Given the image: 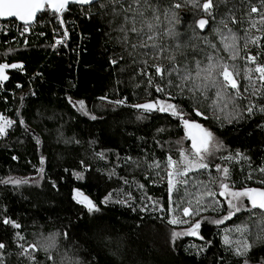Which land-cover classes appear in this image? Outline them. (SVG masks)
Returning a JSON list of instances; mask_svg holds the SVG:
<instances>
[{"label": "trees", "instance_id": "1", "mask_svg": "<svg viewBox=\"0 0 264 264\" xmlns=\"http://www.w3.org/2000/svg\"><path fill=\"white\" fill-rule=\"evenodd\" d=\"M155 2L163 10L173 0ZM107 3L108 0H99L84 8L87 17L77 16L83 41L76 68L71 66L70 46L61 48L58 54L50 53L49 34L37 40H12L10 35L0 34V63L22 65L8 69V78L0 81V116L15 121L6 134L0 135V181L9 178L22 181L0 183V243L6 246L0 253L4 264H240L241 258L232 254L224 237L229 236L233 247L245 237L253 243L260 231L257 225L264 227V217L260 210H241L222 224L213 223L230 209L219 195L222 190L219 184L209 181L223 179V174L215 168L220 165L229 168L230 179L226 182L233 191L264 188L260 183L264 174L259 172L264 167V114L244 113L243 119L228 123L225 115L231 107L225 113L214 112L210 107L214 98L211 91L208 100L200 97L201 103H194L187 91L179 94L175 87L167 88L164 93L156 92L154 86L148 85L147 77L140 74L144 65L139 61L148 59L149 65L160 63L169 67L168 60L163 56L153 60L137 55V63H133L134 58L114 39L118 33L112 28L119 21L110 26L112 16L104 15L111 6L107 9L99 6ZM252 4L261 6L260 0H229L226 6L214 11L215 19L190 5L177 10L180 22L175 29L180 35L175 39L161 38L160 43L169 49L164 56L174 53L180 67L204 60L208 53H213L202 39L207 37L217 46L215 54L227 60L231 53L224 50L221 37L213 30L223 27L219 21L231 9L240 22H229L228 28L245 39L237 42V59L228 63H235L243 72L246 67H252L246 61L249 55L264 62V39L259 46L248 43L244 47L246 39L264 37V30L250 27ZM201 18L209 20L203 34L196 26ZM251 19L258 21L260 17L252 13ZM166 26L164 21L161 29ZM223 31L226 34L228 29ZM145 51L148 50L138 49L139 53ZM121 56L124 58L120 59ZM112 59L118 63L113 65ZM147 71L154 74L155 70L148 67ZM35 72L40 77L33 78ZM171 79L173 84L178 82L175 75ZM167 82L168 78L154 77L155 84L164 86ZM246 84L241 76L242 91ZM69 97L73 101L83 100L85 111L73 107ZM261 99L253 97L257 104ZM118 100L125 102L114 103ZM150 100L179 105L184 119L211 131L224 145V152L214 156L216 164L211 163L208 170L191 173L188 186H178L179 193L172 197L173 211H169L167 185V161L173 154L169 146L194 128H186L182 120L168 112L148 113L131 107ZM247 103V99L239 101L241 108ZM194 108L202 111L203 116L196 115ZM237 151L248 159H224L235 156ZM99 153L104 154L103 158ZM154 163L160 166L149 167ZM249 174L252 179H248ZM193 181H203L217 195L204 196L206 210L202 208L199 215L185 217L182 209L188 204L183 203L179 208L175 204L182 198L193 199L196 207L194 198H199L204 190L200 185L193 186ZM74 190L87 195L99 211L90 213L85 205L75 202ZM185 190L194 196L184 197ZM109 193L111 199L103 202ZM152 201L159 203L153 205ZM244 205H249L247 198ZM4 217L21 227L3 224ZM177 217L187 223H169ZM197 221L201 223L198 235H188L187 230ZM243 225L248 226L244 236L230 231ZM16 233L24 239H18ZM173 233L180 235L173 237ZM49 238L55 242V247L49 250L53 259H48L49 252L29 248ZM20 245L28 249V254H21ZM249 260L250 264H264V243L254 244Z\"/></svg>", "mask_w": 264, "mask_h": 264}, {"label": "snow or ice", "instance_id": "2", "mask_svg": "<svg viewBox=\"0 0 264 264\" xmlns=\"http://www.w3.org/2000/svg\"><path fill=\"white\" fill-rule=\"evenodd\" d=\"M97 0H0V18H17L24 25V32L28 31V26L36 21L38 14L41 12H47L49 10L56 14V18L63 27L65 21L63 19V13L69 10L70 4L78 5H94ZM229 0H173V3L166 8L161 10L160 6L155 2V0H108L107 4H100V8L107 9L111 6L110 12H105L104 15H111L112 20L109 21L111 26L114 21H119L112 31L118 33L114 38L117 43L121 44L124 51L127 52L128 56L133 57V63H137L135 57L148 56L150 59L159 60L163 56L168 60L169 67H166L160 63H152L149 65L148 59L140 60L139 63L144 65L140 70V74L147 77V83L149 86H154L156 92L164 93L167 88L175 87L179 90V94H183L187 91L194 103H201L200 97L204 100H208L210 97L208 93L211 91L214 93V98H212V103L210 107L214 112L225 113L226 110L231 107L230 112H226L225 118L228 123H232L233 119L239 120L243 119V114L247 113L249 116L255 115L257 112L264 114V63L258 62V57L255 55H249L246 57L248 64L252 67H246L243 72L235 63H228V60L235 61L238 56L237 42L240 39H245V37H239L232 29L228 28V23L237 24L240 21L237 20L235 13L228 9V14L219 21V24L223 27H217L213 31L221 37V41L224 44V50L229 51L231 55L227 60L223 56L215 54L217 46L208 40L207 37L202 39L208 45V47L213 49V53H208L204 60H195L194 64L186 63L183 67H180L177 63L176 55L169 54L164 56L166 52L169 51L160 40L163 36L169 38L179 37V33L176 31L175 26L180 22L178 11L185 6H191L193 8L199 9L207 17L215 19L214 11L218 10L221 5H227ZM261 6L258 8L255 4H252L249 11V24L251 28H256L257 31L264 30V0H260ZM50 5V9L46 7ZM257 13L260 19H251V14ZM163 17V20L161 19ZM167 21V26L161 29V24ZM209 20L206 18H201L196 21V26L203 30L206 25H208ZM260 25L257 28V25ZM223 29H228L225 34ZM246 36L248 30H245ZM23 35V33H21ZM135 37V41H133ZM199 38V37H198ZM69 39V33L67 28H64L63 36L56 39L55 45L65 44ZM261 39L264 37L248 38L245 41V49L248 47V43L256 44L259 46ZM54 45V46H55ZM180 48V44H176V49ZM131 49V50H129ZM138 49H145L148 51L139 53ZM151 52V55H150ZM124 57L121 56L120 59ZM111 63L116 65L118 60L112 59ZM148 67L153 68L154 74L147 71ZM8 68H22L20 64H8L0 63V81L6 80L8 77L5 75V69ZM175 75L177 83L173 84L171 77ZM160 77L161 80L168 78L166 85L161 86L160 84L154 83V77ZM241 76L243 80L247 81V84L243 86V91L241 90ZM139 85H137L138 87ZM248 94V95H245ZM170 95V93H169ZM253 97H261V102L259 104L253 101ZM174 98V97H171ZM247 99L248 103L245 108H241L239 105L240 100ZM125 101L118 100L114 103L123 104ZM69 103L73 106H79L81 111H85V103L83 100L73 101L69 97ZM133 107L137 109H142L145 112L159 111L168 112L173 117L183 121L186 128H194L199 130V136H191L192 139V149L194 150L191 154V158L185 156V153L181 151V159L179 161L173 160L171 156L168 157L167 161V184L169 192V211H173V194L179 193V185L188 186L189 182L192 181L190 173L198 172L200 170H208L209 163L205 160L209 156H213L215 152L220 151L224 145L222 141L215 138L214 134L207 129H203L201 125L194 124L191 121L184 119V113L180 109L179 105L168 103L166 101L157 100L155 102H148L144 104H136ZM196 115L203 116V112L197 108H194ZM85 114H87L85 112ZM96 119L95 116L91 117ZM141 117H138V119ZM205 119L208 117L204 116ZM220 119V116H216ZM0 135L6 134L5 128L11 127L15 121L8 120L3 116H0ZM20 123L23 124L24 121L21 119ZM262 126V125H258ZM37 138V143H39ZM79 143V141H77ZM103 158V153L98 154ZM237 158L248 159L242 152L237 151L235 156L224 157L227 160H233ZM130 159V158H129ZM41 164L44 163L43 158H41ZM83 163V161L81 162ZM159 163H154L149 165V167H159ZM218 172L223 174V179L213 178L209 181L210 184H219V188L222 189L219 192L220 196L230 197L228 199V208L230 211L226 216L221 219H216L212 221L213 223L219 225L225 220H230L236 213L241 210L252 211L254 209H260V214L264 217V188H246L243 190L233 191L226 181L230 179V170L227 167H221L220 165H215ZM43 171V169H41ZM259 172L264 174V167L259 168ZM78 178H82L77 174ZM248 179H252L251 174H249ZM15 183L20 184L22 181L8 180L0 181V183ZM127 183V181H125ZM260 183L264 184V180ZM200 185L204 190L200 192L199 198H194L196 207H193V199H181L179 203L175 204V208H179L181 204L187 203V207H183V216H196L200 214L202 208H205L203 197H215L216 192L212 191L203 181H193V186ZM143 188V185H140ZM111 193H109L103 202H107L111 199ZM194 194L185 190L184 197H193ZM130 197V194H129ZM246 197L249 205L245 206L241 198ZM78 203L84 204L88 211L94 212L99 211L96 204L90 200L87 196L77 190L76 196ZM151 201V197H148ZM124 203V201H119ZM153 205H158V201H152ZM215 204H219V201H214ZM147 206H145L146 209ZM142 209V210H145ZM163 210V209H161ZM2 223L5 225H11L14 228H20L21 225L13 221L8 217H4ZM171 224H181L187 223L186 220H181L178 217L169 221ZM201 227L200 221L193 224L188 230L187 234L196 236L198 235V229ZM260 231L256 234L253 243H249L245 237L243 240H238L235 242L233 247V242L230 241L229 236L224 237V243L229 245V250L236 257L241 258L240 264H250L249 253L252 251L255 243H264V227L257 225ZM244 236L248 232V226H237L234 230ZM180 235V233H173V237ZM18 239H24L19 233H16ZM64 236L67 238L68 233L65 232ZM203 239V237H201ZM6 246L4 243H0V249H4ZM22 255L28 254V249L24 248ZM55 247V242L53 238H49L44 243L39 245L33 244L29 245L33 251L43 250L49 252L48 259L51 260L53 257L50 254V249ZM32 261H35L34 256H30ZM0 264H4L3 254L0 253Z\"/></svg>", "mask_w": 264, "mask_h": 264}, {"label": "built area", "instance_id": "3", "mask_svg": "<svg viewBox=\"0 0 264 264\" xmlns=\"http://www.w3.org/2000/svg\"><path fill=\"white\" fill-rule=\"evenodd\" d=\"M77 16H79V18L87 17L83 7L70 6L69 10L63 13L64 25L69 33V42L61 45H55V41L63 36L64 30L57 20L56 14L51 10L46 13L41 12L37 20L28 26L27 32H24L25 25L16 21H0V34L10 35L12 40H37L45 34H49L51 44L50 53L58 54L61 48L70 46L71 66L76 68L79 64L80 52H82L81 43L83 41ZM21 33H23V35ZM72 38L73 40L71 41ZM32 77L38 78L40 75L38 72H35Z\"/></svg>", "mask_w": 264, "mask_h": 264}, {"label": "rangeland", "instance_id": "4", "mask_svg": "<svg viewBox=\"0 0 264 264\" xmlns=\"http://www.w3.org/2000/svg\"><path fill=\"white\" fill-rule=\"evenodd\" d=\"M258 57V56H257ZM258 62L259 63H264V62H261V59L260 57H258ZM8 69H12V68H8ZM8 69H5V75H6V71ZM0 123H3V121H0ZM9 127H6L5 128V131L8 129ZM200 133H199V130L197 129H193V130H189L188 132L185 133V135L183 137H181L180 139L172 142L170 144V149L172 151V159L173 160H176V161H179L181 159V156H180V153L181 151H183L185 153V156L191 158V154L192 152L194 151L192 149V139H191V136H199ZM216 138V137H215ZM224 151L221 149L220 151H217L215 152V154L213 156H209L206 158L205 162L206 163H209V165L211 163L213 164H216V162H214V156L216 157L217 155H220L221 153H223ZM169 171V169H168ZM194 173V172H193ZM191 174V173H190ZM168 185V184H167ZM223 197V196H222ZM224 200L226 201L227 205H228V199L230 197H223ZM244 198H241L243 200V203H244Z\"/></svg>", "mask_w": 264, "mask_h": 264}, {"label": "water", "instance_id": "5", "mask_svg": "<svg viewBox=\"0 0 264 264\" xmlns=\"http://www.w3.org/2000/svg\"><path fill=\"white\" fill-rule=\"evenodd\" d=\"M99 0H97V2H98ZM96 2V3H97ZM95 3V4H96ZM70 6H79V7H83V8H87V7H91V6H93V5H83V6H81V5H78V4H70L69 5V7ZM46 7L47 8H49L50 9V5H46ZM40 14V13H39ZM39 14H38V16H39ZM63 15V14H62ZM38 18V17H37ZM37 20V19H36ZM0 21H2V22H5V21H16V22H18V23H20V24H22V25H24L21 21H19L17 18H9V19H5V18H0ZM32 24V23H31ZM208 25H209V23H208ZM208 25H206L205 26V28L203 29V30H201V29H199L198 27H197V29L200 31V33H205L206 32V30H207V28H208ZM64 28H65V25H63V27H62V29L64 30ZM67 43L69 42V39L66 41ZM101 101H105V102H112V101H109V100H107V99H105V98H101L100 99ZM148 102H155V101H153V100H150V101H147V102H144V103H148ZM144 103H140V104H144ZM134 105H136V104H134ZM132 107V109H135V110H140V111H143L142 109H137V108H135V107H133V105L131 106ZM145 112V111H144ZM154 112H156V111H152V112H148V113H154ZM76 190H74L73 191V199H74V201L75 202H77V199L76 198H74L75 196H76ZM84 196H87V195H85V194H83ZM88 197V196H87ZM89 198V197H88ZM90 199V198H89ZM91 200V199H90ZM248 201V200H247ZM78 203V202H77ZM79 204H81V203H79ZM248 204H249V202H248ZM84 205V204H83ZM254 210H260V209H254ZM261 211V210H260Z\"/></svg>", "mask_w": 264, "mask_h": 264}]
</instances>
